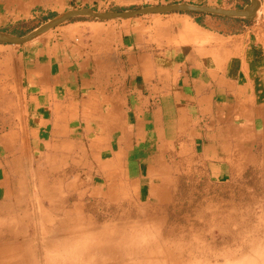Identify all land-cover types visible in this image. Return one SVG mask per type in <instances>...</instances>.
Masks as SVG:
<instances>
[{"label":"crops","instance_id":"crops-1","mask_svg":"<svg viewBox=\"0 0 264 264\" xmlns=\"http://www.w3.org/2000/svg\"><path fill=\"white\" fill-rule=\"evenodd\" d=\"M249 2L44 0L54 8L97 11ZM3 14L0 31L16 33L14 25L3 29ZM141 16L76 21L71 25L88 31L82 39L54 37L43 48L0 43V99L8 111L0 141L25 139L32 161H44L48 174L67 175L62 191L155 203L165 191L167 158L222 166L264 142V22L175 12ZM214 52L220 53L215 62ZM8 151L19 156L15 148Z\"/></svg>","mask_w":264,"mask_h":264},{"label":"rangeland","instance_id":"rangeland-1","mask_svg":"<svg viewBox=\"0 0 264 264\" xmlns=\"http://www.w3.org/2000/svg\"><path fill=\"white\" fill-rule=\"evenodd\" d=\"M24 4L29 10H24ZM15 10L21 13L14 14ZM66 10L70 9L47 6L44 0L16 4L0 0L3 29L14 25L16 33L11 34L15 35L26 34ZM259 11L251 21L264 22V8ZM76 21L81 19L64 22L26 44L11 45L43 48L54 37L80 40L88 31L71 25ZM219 57L214 52L211 61ZM2 105L0 99V133L2 124L8 122ZM12 148L19 156L8 151ZM29 148L25 139L0 141V173L5 179H0V264H49L57 241L85 236L94 241L83 255L86 264H214L218 250L237 245L246 249L248 240L264 236V142L257 141L242 157L235 156L222 166L167 158L161 175L165 193L154 198L155 203L153 199L144 203L127 196L119 201L90 191H62L67 175L46 173L44 161H32ZM54 192L68 199L46 195Z\"/></svg>","mask_w":264,"mask_h":264},{"label":"water","instance_id":"water-1","mask_svg":"<svg viewBox=\"0 0 264 264\" xmlns=\"http://www.w3.org/2000/svg\"><path fill=\"white\" fill-rule=\"evenodd\" d=\"M260 0H250V2L242 8H224L209 6L203 4H169V5H150L132 10H110L97 11L91 8H76L66 10L58 14L51 20L39 25L33 30L23 35H15L0 31V43L22 45L38 38L49 30L58 25L67 22L71 19L79 17H87L100 21H109L115 19H129L136 16L146 14H166V13H196V14H211L226 17H241L253 19L259 11Z\"/></svg>","mask_w":264,"mask_h":264},{"label":"clouds","instance_id":"clouds-1","mask_svg":"<svg viewBox=\"0 0 264 264\" xmlns=\"http://www.w3.org/2000/svg\"><path fill=\"white\" fill-rule=\"evenodd\" d=\"M90 236L57 241L49 253V264H86L84 253L93 243ZM214 264H264V236L247 241V248L237 245L214 253Z\"/></svg>","mask_w":264,"mask_h":264},{"label":"bare ground","instance_id":"bare-ground-1","mask_svg":"<svg viewBox=\"0 0 264 264\" xmlns=\"http://www.w3.org/2000/svg\"><path fill=\"white\" fill-rule=\"evenodd\" d=\"M258 13H259V11L257 12V14H258ZM257 14H256V15H257ZM6 247H7V246H6ZM6 247H5V249H3V248H4V247H3L2 249H3V250H6ZM11 248H12V247H11ZM11 248H10V249H11ZM13 248H14V247H13ZM13 248H12V250H14ZM15 248H16V247H15ZM19 248H20V246H19ZM23 248H24V247H23ZM3 250H2V251H3ZM12 250H11V251H12ZM20 250H21V248H20ZM20 250H19V251H20ZM7 251H8V249H7ZM19 251H18V252H19ZM25 251H26V250H25ZM0 252H1V251H0ZM5 252H6V251H5ZM13 253H14V252H13ZM5 254H6V253H5ZM23 254H25V253H23ZM16 256H17V254H16ZM23 256H25V255H23ZM4 257H5V256H4ZM10 257H11V256H10ZM6 258H7V256H6ZM14 259H15V258H14ZM2 260H3V258H2ZM4 260H5V259H4ZM8 260H9V258H8ZM12 260H13V259H12ZM26 261H27V260H26ZM16 262H17V261H16ZM22 262H24V261H22ZM1 263H2V262H1ZM4 263H5V262H3L2 264H4ZM13 263H14V262H13ZM13 263H11V264H13Z\"/></svg>","mask_w":264,"mask_h":264},{"label":"trees","instance_id":"trees-1","mask_svg":"<svg viewBox=\"0 0 264 264\" xmlns=\"http://www.w3.org/2000/svg\"><path fill=\"white\" fill-rule=\"evenodd\" d=\"M77 19H78V20H80V19H81V20H86V19H89V18H87V17H79V18L71 19V20H77Z\"/></svg>","mask_w":264,"mask_h":264}]
</instances>
